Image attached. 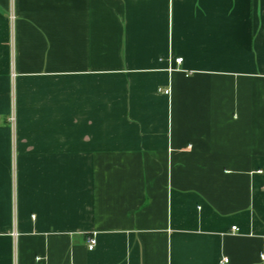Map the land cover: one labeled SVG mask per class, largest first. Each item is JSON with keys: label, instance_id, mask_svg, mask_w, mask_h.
Wrapping results in <instances>:
<instances>
[{"label": "crops", "instance_id": "1", "mask_svg": "<svg viewBox=\"0 0 264 264\" xmlns=\"http://www.w3.org/2000/svg\"><path fill=\"white\" fill-rule=\"evenodd\" d=\"M0 264H264V0H0Z\"/></svg>", "mask_w": 264, "mask_h": 264}, {"label": "built area", "instance_id": "2", "mask_svg": "<svg viewBox=\"0 0 264 264\" xmlns=\"http://www.w3.org/2000/svg\"><path fill=\"white\" fill-rule=\"evenodd\" d=\"M177 62H181L182 61V58H178L176 59ZM165 93H169V91H165ZM12 120L14 121L15 118L13 117ZM233 230H237V227L236 226H233L232 227ZM87 244H88V249L89 250H93L95 248V245H96V235L95 233H93L92 235H90L88 238H87ZM223 263H226L228 262V258H224V260L222 261Z\"/></svg>", "mask_w": 264, "mask_h": 264}]
</instances>
